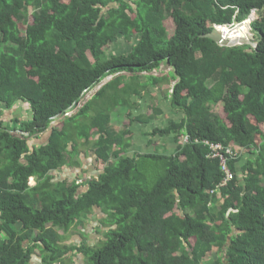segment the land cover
Instances as JSON below:
<instances>
[{"label":"trees","instance_id":"trees-1","mask_svg":"<svg viewBox=\"0 0 264 264\" xmlns=\"http://www.w3.org/2000/svg\"><path fill=\"white\" fill-rule=\"evenodd\" d=\"M255 11L257 46L203 37ZM119 42L131 48L109 53ZM161 65L173 70L169 105L183 115L150 135L174 136L175 150L130 156L132 132L115 129L112 114L169 84L150 75ZM20 103L31 119L7 125L4 112ZM162 112L152 105L135 120ZM195 140L240 147L221 199L220 163ZM87 150L105 166L97 178L52 183L51 172L81 168ZM96 210L104 219L91 244L80 227ZM0 213V264H30L37 252L44 264H264V0H0Z\"/></svg>","mask_w":264,"mask_h":264},{"label":"crops","instance_id":"crops-1","mask_svg":"<svg viewBox=\"0 0 264 264\" xmlns=\"http://www.w3.org/2000/svg\"><path fill=\"white\" fill-rule=\"evenodd\" d=\"M171 70H169L168 72L165 71L160 75V76L168 77L169 79L166 81V83L169 84H155V85L151 84V86H149L148 89L149 92L147 93L146 96L134 97V101L138 103V106L136 109H133L131 111V114L130 112L129 113L127 112V115L125 116L128 118V121L130 123L131 120L133 121L132 126L129 125L128 128L132 132V144H133L129 152L130 156H134L136 154H142V155L152 154L155 151H161L160 149H164V151H162L163 153L166 152V154H170L175 150L176 143L174 136H168L165 138H160V137L154 138L150 135L152 130L156 128L166 127L172 121H179L182 119V115L179 114L178 112H176L177 114L174 113L175 111L171 110V107L169 105L168 93L170 94L174 84L176 83V80L174 81L171 77V73H173V71ZM150 75H153L152 72ZM147 76H149L148 73H142L139 78L142 80L143 83H146L148 82ZM152 105L157 106L163 111L162 112L163 114L159 115L160 117H157V119L150 121L148 124L135 120V118L138 116L146 115L149 112V107H151ZM125 110L127 109L119 108L116 113L112 114L111 123L113 127L117 130H125L123 129L124 125L122 127L115 126L116 124L115 122L117 121L119 122L124 117V115L123 117L121 116L122 113L126 112ZM17 111L24 113L26 118H28V115L30 113V108L27 104L20 103L13 108V112H17ZM14 118L23 119V116L19 117L12 114L8 121L11 122ZM5 123L7 122L5 121ZM47 141H48L47 136H43L39 141H35V140L29 141L28 145L30 147V150L33 151L36 145L43 144ZM87 153L90 154L88 155V157L86 156ZM80 158H81L80 161H82L81 168L66 167L63 168L61 171L51 172L50 176L52 177V183L57 185V181H69V182L77 181L80 175L82 174V172L85 173L86 176L92 175L93 178L95 177L97 178L98 175L97 169L99 168H98L97 158L94 152L87 150L85 151V153L81 154ZM36 185H37V180L35 178H31L29 181V186L35 187ZM93 217H97L98 220H94ZM0 218H1V213H0ZM102 219H104L103 215L96 210L94 212V215L90 216L89 224L85 225V227H80V230L82 232L90 236L91 244H95L98 242L97 237L99 236L96 235L95 231L98 228V226L101 224ZM14 229L19 231L20 228L19 226H15ZM102 230H104L103 226H102ZM6 238L7 236L0 235V244L2 241L6 240ZM73 241L79 244L83 241V239L81 235H77L73 237ZM79 259H80V264L83 263L82 257H76L74 263L78 262ZM30 264H44L43 257H41V254L37 252L35 255H33Z\"/></svg>","mask_w":264,"mask_h":264},{"label":"rangeland","instance_id":"rangeland-1","mask_svg":"<svg viewBox=\"0 0 264 264\" xmlns=\"http://www.w3.org/2000/svg\"><path fill=\"white\" fill-rule=\"evenodd\" d=\"M258 14L259 13H257L256 11L255 12H253L250 16H249V18H247V20H249V21H252V20H255V19H257L258 18ZM260 16H261V14H259ZM241 22V23H237V24H235V26H233V27H222L221 29L222 30H229V31H232V36L233 37H236V38H238V39H240L239 41L237 40V41H234V43L235 44H239V43H245V44H252V45H256L257 46V40L255 39V38H253V35H252V33H251V27H250V22ZM29 22L30 23H32V16H29ZM165 25H166V28H167V30H168V33L170 34V35H173V33H174V22H173V20H172V18H170V17H167V19H166V21H165ZM215 26H217V25H215ZM19 27L22 29V31H24V29L26 28V27H24V26H21V25H19ZM241 27H242V29L243 30H241ZM231 29V30H230ZM235 30V31H234ZM236 30H238V32H243V34H238V32H236ZM241 40H243V41H245V42H241ZM242 45V44H241ZM129 48H131V43H125V42H119V43H116V44H113V45H111L109 48H107V50L109 51V53H114V54H119V53H125V52H127L128 51V49ZM165 66V65H164ZM170 68V67H169ZM166 70H168L167 68H166V66H165V68H164V71H166ZM171 71H173V70H171ZM163 73V72H162ZM162 73H157V74H155L154 73V76H160ZM112 77H108V78H106V80H105V82H107V81H109L110 79H111ZM129 78H130V76H124V75H122V77H119V81L123 84V85H128V83H129ZM148 81V80H147ZM146 83H148V82H146ZM104 84V82L100 85V86H102ZM99 86V87H100ZM98 87V88H99ZM98 88H97V90H98ZM91 95L92 94H90L88 97H87V100L91 97ZM126 109V108H125ZM118 110V109H117ZM117 110H115L113 113H116L117 112ZM10 110H8V111H5L4 113V116H3V119L7 122L6 124L7 125H9V123L11 124V122H9L8 120H9V118L11 117V115L12 114H14L15 116H19V117H21V116H23V119L24 120H26V116L24 115V113H22V112H19V111H17V112H13V109L9 112ZM126 112L125 113H122V116L121 117H123V115H124V117L117 123V122H115L116 124H115V126H120V127H122L123 125H124V128L123 129H128L129 128V125H131L132 126V120H131V123L128 121V118L127 117H125L126 115H127V112L129 113V110L127 109V110H125ZM215 112L217 113V114H219L221 117H225V114H224V112H223V107H222V105H219V106H217V107H215ZM174 113H176V112H174ZM177 114V113H176ZM69 115V114H68ZM9 117V118H8ZM31 117H32V113L30 112L29 113V116H28V120H30L31 119ZM158 117H160V116H158ZM112 120H113V118H112ZM95 135V134H94ZM157 138H158V136H157ZM258 142H260V139H258ZM161 143V142H160ZM233 146L235 147V149H238V147L237 146H235L234 144H233ZM161 150V152L162 151H164V149H160ZM238 152H239V154H240V150H238ZM88 155H90L89 153H87V157H88ZM245 158H247V156H245ZM82 161H80V163H81ZM104 165L103 166H99V164H98V168L100 169V170H103L104 169ZM93 178V176L92 175H89V176H86V174L85 173H83L82 172V174L80 175V177L78 178V182L80 181V182H83L84 180H86V179H92ZM212 256H215V253H213V254H211V257ZM210 257V258H211ZM209 259V258H208ZM207 259V260H208ZM82 261H83V264H84V257H82ZM64 264H80V259L78 260V262H76V263H74V262H69V261H65L64 262Z\"/></svg>","mask_w":264,"mask_h":264},{"label":"built area","instance_id":"built-area-1","mask_svg":"<svg viewBox=\"0 0 264 264\" xmlns=\"http://www.w3.org/2000/svg\"><path fill=\"white\" fill-rule=\"evenodd\" d=\"M248 21L249 20L246 19L244 22H248ZM252 21H249L250 24ZM214 27L218 28L219 26H214ZM220 27L222 28L223 26H220ZM164 68L165 66L161 65L158 69L153 70L152 74L154 75V73L157 74L158 72L159 73L165 72ZM166 68L168 69L166 70V72L171 70V68L169 67H166ZM170 93H172V90ZM181 141H183L184 143H187L189 142V138L187 136H182ZM195 143H202L204 146H206L209 151L208 158L213 159V160H218L220 163L221 171L224 174V178L221 184L216 188V190L212 191V193L217 194L218 197L221 199L222 190L228 188L229 184L234 179V173L232 172L229 166H230V162L239 155L238 150H240V147L237 146L238 149H235L233 144H230L229 146L224 147L222 144H215L209 141H200V140H195ZM77 183L81 184L82 182L77 181Z\"/></svg>","mask_w":264,"mask_h":264},{"label":"water","instance_id":"water-1","mask_svg":"<svg viewBox=\"0 0 264 264\" xmlns=\"http://www.w3.org/2000/svg\"><path fill=\"white\" fill-rule=\"evenodd\" d=\"M219 27H220V26H219ZM203 37L211 39L212 41H214L215 43L219 44V45L222 46V47H230V46H236V45L245 44V43L235 44V43L232 42L231 40H227V38H226V36H225V33H224V32L221 33L217 27H214L213 31H212L210 34H207V35H205V36H203ZM241 42H245V41L241 40ZM249 44H250V43H249ZM250 45H252V44H250ZM253 46H256V45H253ZM102 83H103V82H102ZM102 83H101V84H102ZM101 84H100V85H101ZM100 85H99V86H100ZM100 87H101V86H100ZM100 87H99V88H100ZM99 88H98V89H99ZM96 90H97V89H96ZM92 92H93V91H92ZM75 106H77V103L74 104V106H72L70 109H72V108L75 107ZM171 110H172V109H171ZM65 115H68V113H65ZM181 115H183V114H181ZM60 116H61V114L57 115V116L55 117V119H56V118H59ZM25 135L28 136L29 134L26 133Z\"/></svg>","mask_w":264,"mask_h":264},{"label":"bare ground","instance_id":"bare-ground-1","mask_svg":"<svg viewBox=\"0 0 264 264\" xmlns=\"http://www.w3.org/2000/svg\"><path fill=\"white\" fill-rule=\"evenodd\" d=\"M218 28H220V27H218ZM241 30H243L242 27H241ZM220 32L221 33H223V32L225 33V36H226L227 40H231L232 42L237 41V40L238 41L240 40V39L232 36V31H229L227 29L226 30L224 29V30H221ZM236 32H238V30H236ZM238 34H243V32H238Z\"/></svg>","mask_w":264,"mask_h":264}]
</instances>
